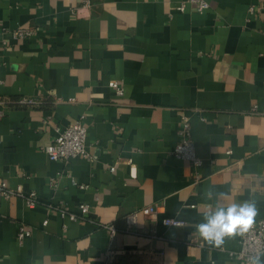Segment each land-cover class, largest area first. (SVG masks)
<instances>
[{
	"label": "crops",
	"instance_id": "1",
	"mask_svg": "<svg viewBox=\"0 0 264 264\" xmlns=\"http://www.w3.org/2000/svg\"><path fill=\"white\" fill-rule=\"evenodd\" d=\"M184 1L0 0V177L21 191L0 198V264H241L242 234L216 247L196 226L218 203L251 200L264 218V0ZM184 114L199 165L173 152ZM79 120L94 158L51 160L57 128ZM82 203L84 220L56 207Z\"/></svg>",
	"mask_w": 264,
	"mask_h": 264
},
{
	"label": "built area",
	"instance_id": "2",
	"mask_svg": "<svg viewBox=\"0 0 264 264\" xmlns=\"http://www.w3.org/2000/svg\"><path fill=\"white\" fill-rule=\"evenodd\" d=\"M89 3V0H86ZM190 6L195 8L200 13H205L210 8L209 0H185L180 6L181 11H185ZM35 30L33 28L19 27L13 31V35L16 39L26 38L34 35ZM110 85L116 89L118 94L124 93V85L119 80L111 81ZM10 100L0 99V116L4 115V107H7ZM20 105H36L39 101L32 97H23L17 101ZM191 117L187 114L182 116V125L180 133L182 136L181 141L174 148V154L183 159L192 161L195 165H199L201 160L197 156L195 142L191 136ZM58 134L55 140L44 147V151L51 160H64L69 161L71 158L83 157L92 160L93 151L89 148L87 143L88 137V125L79 120L76 123L69 125L63 129L57 128ZM115 169V166L112 167ZM132 174L137 175L136 169H132ZM21 191L11 189L8 182L0 177V198L11 197L13 195L20 194ZM27 202L30 207L37 205L38 197L36 192H31L26 196ZM52 207L55 205H51ZM63 216L69 215L75 220H84L88 217L90 210V204L82 203L79 207V211H68L67 209L59 208L56 206ZM159 204H149L143 206L141 209L131 212L125 216L126 231H136L138 226L139 214L143 213L153 219H157L159 211ZM90 218V217H89ZM95 221V220H92ZM47 223V221H45ZM164 224L168 226H184L186 221L174 217H168L164 219ZM111 230V239L116 235L117 229L114 224L105 225ZM32 231L25 225L20 227L18 231V239L22 240L27 235H31ZM264 252V218L254 221L252 227L241 236V248L237 251H232L231 255L240 259L241 264H246L249 256L257 253ZM264 259V257H262Z\"/></svg>",
	"mask_w": 264,
	"mask_h": 264
},
{
	"label": "clouds",
	"instance_id": "3",
	"mask_svg": "<svg viewBox=\"0 0 264 264\" xmlns=\"http://www.w3.org/2000/svg\"><path fill=\"white\" fill-rule=\"evenodd\" d=\"M211 198V193L208 194ZM224 197V193L219 194ZM257 215L255 202L246 200L242 203H232L227 207L217 204L215 211L205 214V223L198 224L197 230L209 245L220 247L225 238L234 237L247 232ZM264 252H257L248 257L246 264H264Z\"/></svg>",
	"mask_w": 264,
	"mask_h": 264
}]
</instances>
